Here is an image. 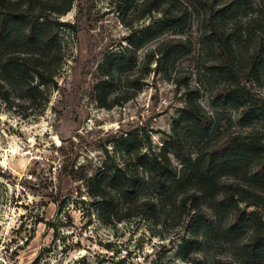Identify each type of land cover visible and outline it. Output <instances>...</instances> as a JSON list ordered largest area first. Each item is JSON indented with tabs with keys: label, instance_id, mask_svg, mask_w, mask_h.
Listing matches in <instances>:
<instances>
[{
	"label": "rangeland",
	"instance_id": "obj_1",
	"mask_svg": "<svg viewBox=\"0 0 264 264\" xmlns=\"http://www.w3.org/2000/svg\"><path fill=\"white\" fill-rule=\"evenodd\" d=\"M140 8V3L127 8L121 0H74L71 10L59 17L74 27L58 30L62 43L58 61L36 45L17 42L0 50V264H217L219 258L264 264V257L250 256L241 247L249 224L225 234L230 211L202 196L198 203L214 215L219 227L213 232L202 229L194 251L185 254L182 245L190 235L193 204L184 209L178 204L183 196L194 198L190 183L167 193L145 184L133 201L147 197L156 208L150 206L132 219L106 222L80 180L95 175L106 160L130 162L121 150V137L137 138L141 152L159 151L174 133L189 95L215 126L204 140L179 127L191 149L258 127L256 122L242 126L238 108L214 97L225 78L212 68L214 55L201 41L196 7L191 8L192 20L183 35L193 43L189 55L161 66L154 61L145 75L147 54L171 34L158 37L139 51L132 71L115 73L111 92L104 96L108 88L98 84L100 67L127 44L128 24L137 29L161 16L156 10L142 17ZM249 15L241 18L236 60L251 74L242 83L264 98V62L257 72L253 62L247 63L256 45V36L244 30ZM9 55L24 58L30 75L42 64L53 70L57 84L40 87L30 100L24 81L5 64ZM134 75L139 90L132 88ZM185 80L189 88L177 84ZM172 160L181 167L174 156ZM59 201H65L64 208L59 209ZM242 205L246 207L245 202ZM260 212L264 215V210Z\"/></svg>",
	"mask_w": 264,
	"mask_h": 264
},
{
	"label": "trees",
	"instance_id": "obj_2",
	"mask_svg": "<svg viewBox=\"0 0 264 264\" xmlns=\"http://www.w3.org/2000/svg\"><path fill=\"white\" fill-rule=\"evenodd\" d=\"M73 1L0 0V50H6L17 42L21 46L36 45L50 53L53 61H58L62 54L58 30L62 26L74 27L60 21L59 17L71 10ZM121 1L127 8L140 3L142 17L156 10L161 16L137 29L127 23L130 29L125 38L127 44L119 52L108 55L100 67L102 78L98 84L108 88L105 97L111 92L115 73L132 71L138 63L139 51L158 37L171 34L147 54L143 63L145 75L151 72L150 65L154 61L156 66H161L172 59L189 55L193 43L183 35L192 20L191 8L196 7L200 14L201 41L209 46L214 55L212 68L225 78L224 85L214 97L238 108L242 126L256 122L258 127L191 149L179 135V127L186 128L198 140H204L215 126L201 105L189 95L175 120L174 133L159 151L141 152L136 147L137 138L121 137V150L127 155V161H134L133 165L106 160L95 175H81L80 180L85 182L87 193L94 199V208L106 222H121L135 218L150 206L156 208L155 202L147 197L133 201L145 184L167 193L181 183H190L194 186V198L189 201V196H183L178 204L182 209L189 202L193 204L188 222L190 235L182 245L185 254L194 251L202 229L213 232L219 227L214 215L198 203L202 196L214 200L217 207L230 211L231 219L225 227V234L237 232L243 225L249 224V233L241 241V247L250 256L264 257V215L260 212L264 210V98L242 83L241 79H249L251 74H247L245 67L236 60L235 51L239 36L243 34L240 30L241 18L251 14L244 30L249 36H256V45L248 55L247 63L253 62L256 72L263 64L264 0ZM255 25L256 29L252 28ZM23 59L9 55L4 61L14 75L24 81L28 97L34 101L40 87L57 84L55 73L42 64L30 75ZM137 81L138 76L134 75L133 90L141 88ZM177 84H186L189 88L186 80ZM102 106L111 105L102 102ZM172 156L180 162V168L174 164ZM242 202L246 203V207ZM64 206L65 201H59V209ZM247 206H255L256 209L249 211ZM217 264L237 263L230 258H219Z\"/></svg>",
	"mask_w": 264,
	"mask_h": 264
}]
</instances>
